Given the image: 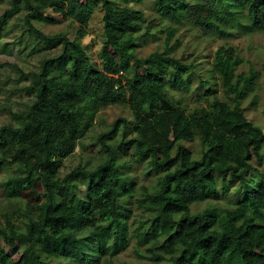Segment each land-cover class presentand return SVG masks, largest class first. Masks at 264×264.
Wrapping results in <instances>:
<instances>
[{"label":"trees","instance_id":"16d2710c","mask_svg":"<svg viewBox=\"0 0 264 264\" xmlns=\"http://www.w3.org/2000/svg\"><path fill=\"white\" fill-rule=\"evenodd\" d=\"M89 1H101L104 12L100 62L82 42L92 4L9 0L0 16V55L13 53L2 40L22 13L20 37L31 53L58 50L43 57L37 71L11 64L16 84L26 83L18 90L30 101L23 110L8 106L10 121L0 126V174L21 167L0 182L15 205L13 213L1 215L0 264L17 263L7 246L33 253V264L54 255L102 264L132 245L142 259L133 264H264V127L251 122L242 105L259 72H238L242 58L219 47L212 74L222 96L217 81L200 77L206 103L189 109L175 95L190 85L196 65L171 54L176 30L168 31L163 50L139 57L135 45L150 33V26L142 33L144 12L115 0ZM48 10L76 24L75 36L50 37L37 27L56 24ZM154 11L204 33L215 28L229 36L223 22L264 32V0H154ZM110 105L128 106L129 114L98 136L96 165L88 161L63 174L79 145L82 114ZM196 140L200 153L190 146ZM129 157L148 164L143 175H155L151 185L138 184ZM234 184V206L192 211L194 203L221 198ZM134 196L147 214L138 221ZM21 205L25 213L16 209ZM73 230L80 235L73 238Z\"/></svg>","mask_w":264,"mask_h":264},{"label":"rangeland","instance_id":"374dc122","mask_svg":"<svg viewBox=\"0 0 264 264\" xmlns=\"http://www.w3.org/2000/svg\"><path fill=\"white\" fill-rule=\"evenodd\" d=\"M72 1L83 6L92 4L94 7V15L90 21L88 34L82 39V42L87 46V49L91 52L93 57L98 60V54L101 50L103 42L102 35L104 12L102 3L101 1L89 0ZM115 1L120 7L131 6L144 12L145 22L143 23L142 33L147 32V26H150V33H147V36L142 35L141 39L137 41L135 45V52L139 57H144L156 50H163L167 43L168 31L173 28L176 30L168 44L169 46L174 47L171 54L180 58L185 63H194L196 65L195 74L192 79L188 81V84L190 85H188V87L178 89V93L175 95L178 101L186 104L189 109L195 105L206 103V91L205 87L200 85V77L210 78L212 81H217L212 74L213 61L217 49L222 46L233 48L242 58V64L238 67V72L248 73L250 69H254L259 72V76L255 79L254 87L247 92L242 101V105L246 109L248 119L254 124L264 127V32L256 31L236 23L228 24L223 22L222 26L225 30L230 32L229 36L218 35V33L214 31L215 28H212L211 33H204L187 22L182 21L178 25H174L167 20L160 18L154 11V0ZM200 1L201 0H191V3ZM9 6V0H0V16L4 12L5 8ZM47 15L55 20L56 24L46 25L36 23V25L48 36H75L76 24L71 21H65L60 14H55L51 10L47 11ZM22 16L23 13L19 15V17H15L12 20L11 24H9L10 30L7 37L2 40V42H8L9 47L13 46V53L0 55V65H4L3 67H0V126L10 121V115L7 112L8 106L15 111L23 110L26 108V104L30 101V97L26 95V93L18 90L20 86H23L26 83L23 82L16 84L18 73L11 64L16 63L19 67H22L26 71H37L43 57L50 56L58 52L56 49L43 52L38 55H33L29 47L25 45L27 39L25 37H20L22 28L21 24H23ZM174 26H176V28ZM98 61L100 62V60ZM140 66L142 70L143 68H146L144 63H140ZM216 88L217 94L221 95L223 93L221 83L218 82ZM128 114V106L124 105H110L102 107L96 113L92 111L84 112L80 121L79 145L74 154L66 159L62 173L66 174L77 165H83L88 161L89 167L96 165L99 160L100 153H102V146L97 142L98 136L105 130L111 128L112 123L117 117L127 116ZM190 146L194 148L196 153H200L199 140L190 143ZM130 160L132 170L137 173L138 184L151 185L155 175H143V168L148 166V164L138 162L134 160L133 157H131ZM152 162L153 161L149 162V164H152ZM20 168L21 167L18 165H13L9 170L3 171L0 174V182L5 180L9 176V173L17 172L16 170H19ZM126 177H128V175ZM127 181L128 178H126V182ZM218 183L220 187L221 180H219V178ZM236 186L237 185L234 184L228 193H222L221 198H215L211 195V198L202 203H194L192 205V211L200 212L206 208L224 209L234 206L238 200V197H236L234 192ZM137 197L134 196L133 200H135V203L131 205L133 217L135 216L134 218L136 221L145 215L143 210L138 207V204L136 203ZM16 209H18L21 213H25L22 205L16 207ZM14 211L15 205H12L10 201L6 200L3 188L0 185V219L4 221L1 216L2 213H13ZM145 216H147V214ZM71 235L75 238L80 235V232L73 230ZM68 242L69 241H64V246L56 244V247H66L65 250L67 256L69 255L70 249V244ZM132 242L135 243L134 241ZM132 246L114 257L111 262H102V264H133L142 260L133 251ZM6 249L13 254V258L17 262L16 264L34 263V255L30 251L22 252L21 250H13L8 246ZM68 259H59L54 255L47 257L45 261L46 264H77L73 258L69 257Z\"/></svg>","mask_w":264,"mask_h":264}]
</instances>
